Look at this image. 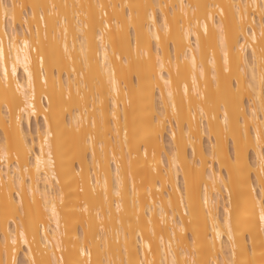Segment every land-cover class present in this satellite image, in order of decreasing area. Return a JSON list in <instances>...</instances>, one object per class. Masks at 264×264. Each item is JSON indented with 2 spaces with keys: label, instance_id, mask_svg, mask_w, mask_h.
<instances>
[{
  "label": "bare ground",
  "instance_id": "bare-ground-1",
  "mask_svg": "<svg viewBox=\"0 0 264 264\" xmlns=\"http://www.w3.org/2000/svg\"><path fill=\"white\" fill-rule=\"evenodd\" d=\"M0 130V264H264V0H0Z\"/></svg>",
  "mask_w": 264,
  "mask_h": 264
},
{
  "label": "rangeland",
  "instance_id": "rangeland-1",
  "mask_svg": "<svg viewBox=\"0 0 264 264\" xmlns=\"http://www.w3.org/2000/svg\"><path fill=\"white\" fill-rule=\"evenodd\" d=\"M28 5H23L21 8H22V15H24V14H26V10H28V7H27ZM24 7V8H23ZM26 7H27V9H26ZM24 11H25V13H24ZM157 16H159L160 17V13H159V10L157 11ZM31 17V16H30ZM107 17V15L106 16H104V18H106ZM58 18H60V16L58 15ZM30 19H32V18H30ZM23 20V19H22ZM21 20V21H22ZM23 22H25V21H23ZM23 22H22V25L23 26H21L22 28L24 27V24H23ZM35 23V22H34ZM33 23V24H34ZM33 24H32V27H33ZM36 24V23H35ZM35 24H34V26H35ZM20 25H21V23H20ZM37 26V25H36ZM39 27H40V25H38ZM44 27V26H43ZM34 28V27H33ZM38 28V27H37ZM39 29V28H38ZM21 37V36H20ZM171 49H172V45H171ZM247 101H246V104L248 105V99H246ZM91 102H93L92 100H91ZM13 112H15V110H13ZM59 112V114L60 113H62L63 112V114H65V115H63L64 116V118H66L67 119V115H68V111L67 112H65V109L64 110H61V111H58ZM56 115V114H55ZM54 115V116H55ZM65 119V120H66ZM91 119V118H90ZM40 122H42V121H40ZM36 124H37V122L35 121V120H33V123H32V129H33V133H32V135L31 136H35V134H36V132H35V134H34V130H36ZM41 124V123H40ZM0 132H2L1 130H0ZM168 132V131H167ZM166 132V134H165V136L166 137H164V140H166L165 142H167V143H165V144H167V146H168V148H169V146H170V140H169V136H167L168 135V133ZM1 136H2V133L0 134V138H1ZM36 137V136H35ZM204 144H205V146L206 147H208V139H206V137H205V140H204ZM230 146H231V144H230ZM252 155V154H251ZM253 156V155H252ZM92 166V167H91ZM94 165H90V169H92V170H95L94 169V167H93ZM96 170H97V168H96ZM95 170V175L96 174H98L99 172L98 171H96ZM180 182H181V180H180ZM159 197V196H158ZM156 198H157V196H156ZM221 213V212H220ZM222 214V213H221ZM190 232V231H189ZM209 232H210V230H209ZM151 233V232H150ZM188 232H186V233H184V232H182V235L187 239L188 238V241H187V243H188V245L190 246L191 244H190V237H188L189 235L188 234H190V233H188ZM113 234H114V232H113ZM153 235V234H152ZM154 236H157V235H154ZM158 237V236H157ZM100 240L102 241L103 239H101L100 238ZM245 240V242L247 241L246 240V238L244 239ZM192 242V241H191ZM248 244H249V241H248ZM178 245H179V249L181 248L182 249V247L183 246H185L186 247V244L184 243V244H182V242H181V244L178 242ZM180 245H182L181 247H180ZM192 249V248H191ZM187 259L189 260V256L187 257ZM190 261H191V259L189 260V263H190ZM191 263L193 264V261H191ZM17 264H25V257H24V255H23V252H21L20 251V253H19V257H18V259H17Z\"/></svg>",
  "mask_w": 264,
  "mask_h": 264
}]
</instances>
